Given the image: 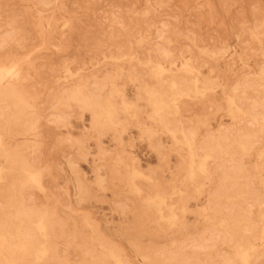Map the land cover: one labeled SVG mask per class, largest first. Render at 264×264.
Masks as SVG:
<instances>
[{"label": "rangeland", "instance_id": "rangeland-1", "mask_svg": "<svg viewBox=\"0 0 264 264\" xmlns=\"http://www.w3.org/2000/svg\"><path fill=\"white\" fill-rule=\"evenodd\" d=\"M0 159V264H264V0H0Z\"/></svg>", "mask_w": 264, "mask_h": 264}, {"label": "bare ground", "instance_id": "bare-ground-1", "mask_svg": "<svg viewBox=\"0 0 264 264\" xmlns=\"http://www.w3.org/2000/svg\"><path fill=\"white\" fill-rule=\"evenodd\" d=\"M93 104H94V103H93ZM3 144H4V143H3ZM0 160H1V159H0ZM1 163H2V162H1ZM14 165H15V164H14ZM16 167H17V166H16ZM14 181H15V180H14ZM21 183H22V182H21ZM239 195H240V194H239ZM152 199H153V198H152ZM10 201H11V200H10ZM168 204H169V203H168ZM170 205H172V204H170ZM175 206H176V205H175ZM181 208H182V207H181ZM231 210H232V209H231ZM231 210H230V211H231ZM162 211H164V209H163ZM164 214H165V213H164ZM166 215H168V214H165V218H166ZM20 217H21V216H20ZM230 217H231V216H230ZM167 218H168V216H167ZM232 218H233V217H232ZM224 219H225V218H224ZM230 220H231V219H230ZM235 220H236V219H235ZM237 221H238V220H237ZM231 224H232V225H230V226H233L234 222L231 223ZM38 226H39L41 229L43 228V224H42V223H39ZM12 230H13V229H12ZM227 231H228V230H227ZM229 231H230V230H229ZM216 232H217V231H216ZM250 232H251V231H250ZM0 233H1V232H0ZM2 234H3V233H2ZM2 234H1V235H2ZM49 234H50V233H49ZM225 234H226V233H225ZM227 234H229V233H227ZM3 235H4V234H3ZM3 235H2V236H3ZM27 235H28V234H27ZM164 235H165V234H164ZM4 236H5V235H4ZM52 236H53V235H52ZM13 237H14V236H13ZM27 237H28V236H27ZM172 237H173V236H172ZM229 237H230V236H229ZM24 238H26V237H24ZM173 238H174V237H173ZM173 238H171V239H173ZM204 238H205V237H204ZM224 239H225V238H224ZM224 239H223V240H224ZM229 239H230V238H229ZM169 240H170V239H169ZM223 240H222V241H223ZM225 240H226V239H225ZM172 241H173V240H172ZM172 241H171V242H172ZM174 241H175V239H174ZM176 241H177V240H176ZM226 241H227V240H226ZM226 241H225V242H226ZM228 241H229V240H228ZM228 241H227V243H229ZM101 242H102V241H101ZM168 242H170V241H168ZM230 242H231V239H230ZM14 243H15V242H14ZM25 243H26V242H25ZM176 243L178 244V241H177ZM183 243H184V242H183ZM231 243H232V242H231ZM21 244H22V243H21ZM101 244H102V243H101ZM208 244H209V243H208ZM232 244H233V243H232ZM236 244L239 245L240 243H237V242H236ZM244 244H245V243H244ZM244 244H243V245H244ZM245 245H246V244H245ZM240 246H241V245H240ZM176 247H177V245H176ZM247 247H248V246H246V248H247ZM243 256H244V255H243ZM246 256H247V255H246ZM246 256H245V257H246ZM173 259H174V258H173ZM176 259H177V258H176ZM168 260H169V258H168ZM174 260H175V259H174ZM246 260H247V259H246ZM244 261H245V260H244ZM243 264H244V263H243Z\"/></svg>", "mask_w": 264, "mask_h": 264}]
</instances>
